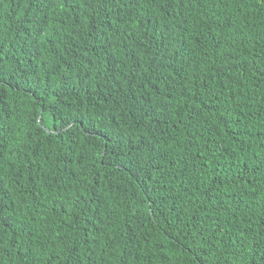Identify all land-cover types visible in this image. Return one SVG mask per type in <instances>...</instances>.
<instances>
[{
	"label": "trees",
	"instance_id": "16d2710c",
	"mask_svg": "<svg viewBox=\"0 0 264 264\" xmlns=\"http://www.w3.org/2000/svg\"><path fill=\"white\" fill-rule=\"evenodd\" d=\"M0 264H264V0H0Z\"/></svg>",
	"mask_w": 264,
	"mask_h": 264
},
{
	"label": "snow or ice",
	"instance_id": "6c2138e0",
	"mask_svg": "<svg viewBox=\"0 0 264 264\" xmlns=\"http://www.w3.org/2000/svg\"><path fill=\"white\" fill-rule=\"evenodd\" d=\"M134 2L139 3V0H134Z\"/></svg>",
	"mask_w": 264,
	"mask_h": 264
}]
</instances>
